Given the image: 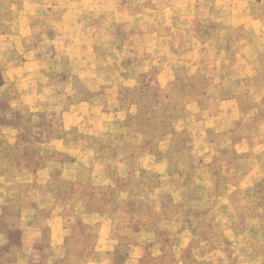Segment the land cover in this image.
<instances>
[{"label":"crops","instance_id":"obj_1","mask_svg":"<svg viewBox=\"0 0 264 264\" xmlns=\"http://www.w3.org/2000/svg\"><path fill=\"white\" fill-rule=\"evenodd\" d=\"M122 5V0L21 3L25 13L30 9L36 13L20 17L18 22L26 24V31L19 32L20 49L16 45V57L0 68V264H200L206 258L207 263H215L222 244L247 231L243 227L248 222L257 219L263 224L264 205L257 211L238 213L232 208L237 199L233 190L228 197L231 208L222 209L199 207V192L194 205L185 186L178 193L179 200L158 186H150L231 183L215 172L221 152L228 153V160L233 162V176L237 170L248 168L240 181L234 179L233 189L238 191L242 182L264 186V130L261 143L254 145L244 133H238V128H224L240 123L244 113L237 108V97L216 100L220 112L199 122L203 129L194 130L198 136L195 134L197 141L192 147L197 154L194 163L207 171L208 179H202L198 171L190 180L188 171L193 161L184 160L183 154L175 151V138L179 140L178 135L188 130L189 118L180 120L182 126H176L174 132L146 143L145 131L155 129L142 126L135 103L126 107L120 96L123 87L134 90L140 85L136 77L124 75L137 69L129 53L125 56V47L117 42L118 33L101 32L98 48L90 42L89 31L78 30L87 22L86 8L94 12V18H100L95 9H101L104 22L108 7L118 9ZM50 8L65 10L58 20L50 22L68 28L54 31L52 36L37 34L35 45L28 46V40L34 39V26L28 25L45 23L40 13ZM48 40L53 45V61L63 68L45 67L43 44ZM58 41L64 44L61 49ZM111 45L115 47L109 49ZM93 56H98L96 64L92 63ZM62 58L67 67L57 61ZM248 60L244 68L229 71L231 83L242 90L248 87L258 91L264 88V68ZM54 70L78 73L64 82L73 92L64 97L60 93L46 96L50 87L43 77ZM88 71H115L120 80L102 75L90 79L85 74L82 79L79 74ZM170 81L167 69L160 68L159 85L167 88ZM63 98L62 106H56ZM263 99L264 94L257 102ZM47 104L53 105V113H46ZM201 112L197 107L194 119L200 118ZM56 114L62 122L59 130L45 123L48 116ZM227 132L232 138L218 150L211 135ZM84 135H88V146L81 143ZM258 173L261 177L256 179ZM242 216L251 218L242 220ZM259 231L263 233L264 228Z\"/></svg>","mask_w":264,"mask_h":264},{"label":"rangeland","instance_id":"obj_2","mask_svg":"<svg viewBox=\"0 0 264 264\" xmlns=\"http://www.w3.org/2000/svg\"><path fill=\"white\" fill-rule=\"evenodd\" d=\"M22 1L0 0V35L17 36L0 38V68L3 67L1 69H4L5 62H11L16 57V45L17 49H20L19 32L26 31V24L18 22L20 17L24 14L35 15L36 13L33 9L25 13V9L21 7ZM122 4V7L118 9L108 7L106 9L109 13L108 19L104 22L101 21V9H95L100 18H94L92 16L94 12L86 8L84 11H86L87 22L80 25L78 30L89 31L92 34L90 42L97 44L98 48L102 43L101 32L108 30L118 33L117 42L121 47H125V56L129 53L131 63L137 69L126 71L124 75L136 77L140 85L134 90L123 87L120 89V96L126 107H132V102L135 103L142 126L147 125L155 129L145 131L146 143H150L152 139H161L163 133L174 132L176 126H182V123L178 124L180 120L189 118L188 130H184V133L177 136L179 140L175 138V151L178 155L182 153L184 160L193 161L190 162L192 168L188 171L190 180L198 174V171L202 179L210 177L207 171L194 163L197 161V154H193L192 150L197 141L195 135L197 133H194V130L203 129L199 122L203 121L207 115L212 117L214 113L220 112L216 100L237 97L236 105L244 113V120L237 124L225 126L224 123L222 124L224 128L230 127L234 131L238 128V133H244L243 135L249 137L254 145L260 144V135L264 130V101L259 103L257 99L264 94V88H259L258 91L248 87L243 90L236 88V85L231 83L233 78H230L229 71H234V67L238 66L244 68L246 63H250L248 59L255 60L256 67L264 68V0H122ZM64 13L65 10L62 8L43 10L40 14H43L46 22L40 25H28L34 26V32H32L34 39L28 40V46H31V43L35 45L37 34L40 36V34L49 33L52 36L54 31L68 28L67 25L50 22L54 19L58 20ZM65 33L67 32L62 34ZM96 35L98 39L95 38ZM107 43L109 44L110 41ZM163 45L166 46L163 47ZM58 46L61 49L64 44L58 41ZM43 47L46 55L45 67H49L50 70L63 68L58 65V62L53 61L52 41L48 40ZM111 47L115 46L111 45L109 49ZM93 59V64L99 61H96L98 56H93L91 60ZM57 61L65 63L63 58ZM66 65L67 63L64 67H67ZM160 68L167 69V76L171 80L167 88L161 87L158 83ZM197 68L198 72L195 71ZM117 73L88 71L79 75L82 79L85 74L90 79L94 76L101 78L102 75L108 79L120 80ZM71 75L77 77L78 73L54 70L43 77L47 86L50 87L47 89L46 96L60 93L64 97L73 92V88L64 83ZM2 81L3 78L0 77V82ZM77 90H79L78 87L76 88L78 97ZM63 102L64 98L56 106H62ZM47 106L46 113H53L52 106L50 104ZM197 107L198 111L202 112L199 114L200 118L196 120L193 115ZM45 123H49L48 125L55 130L62 127L61 117L57 114L48 116ZM229 135L228 132L226 135H211L212 140L216 141L218 150H222L229 143L228 140L232 138ZM80 140L83 145L88 146V135L80 137ZM256 149L258 152L261 150L259 146ZM225 154L222 152L219 154L216 162L219 167L215 172L218 178L227 177L232 181L231 183L216 185L209 182L187 185L163 183L150 186H158L160 190L171 193L176 200L181 198L178 193H181V189L185 186L194 205H197L194 196L199 192L201 194L199 207L216 206L222 209L231 208L228 197L229 191L233 190L237 199L234 201L236 205L234 204L232 208L238 213H247L246 211L250 209L259 210L264 205V186L259 183L242 182L238 191L233 189L234 179L240 181L244 170L248 168L237 170L236 176H233L234 172L231 171L232 165H230L233 162L228 160V153ZM260 177L261 174L258 173L256 179ZM240 218L247 220L251 217ZM250 223L243 227L248 229L247 231H241L242 234L235 235L234 240L222 244L223 248L215 257V263H207L206 258L200 264H264V232L259 231L260 228H264V221L261 224L255 219L252 224ZM243 228L240 227L241 230ZM193 264H199V262Z\"/></svg>","mask_w":264,"mask_h":264}]
</instances>
